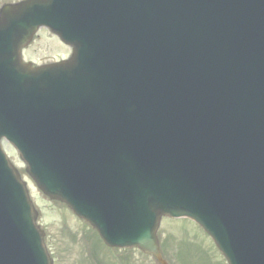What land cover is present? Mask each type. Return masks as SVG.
Segmentation results:
<instances>
[{"label":"water","instance_id":"1","mask_svg":"<svg viewBox=\"0 0 264 264\" xmlns=\"http://www.w3.org/2000/svg\"><path fill=\"white\" fill-rule=\"evenodd\" d=\"M203 3L205 0H94L91 7L88 0H36L0 24V39L4 37L0 50L6 46L12 52L11 62L18 76L30 79H23L25 89L15 87L1 94L0 138L4 136L18 149L27 164V172L47 195L67 202L94 225L107 242L138 245L155 253L160 261L153 232L160 216L188 215L206 226L193 204L179 207L176 204L186 193L188 200L201 205L216 164L191 154L195 147L191 150L189 144L183 151H173L175 142L170 137H161L159 141L168 151L162 150L159 154L155 151V155L148 157L150 151L148 153L143 143L155 117L141 114L147 103L145 97L134 105L140 110H133V106L130 110L115 109L107 121L124 125L99 130L96 137L89 129L68 126L88 123L95 113L83 105L86 96L74 92L83 85L79 74L84 73L76 69L77 62L74 60L71 66L31 69L20 63L18 53L41 25L72 43L75 51L86 46L85 42L72 38L70 32L78 35L88 31L93 37L92 29L99 22L91 13L94 5L103 20L114 28L109 31L112 39L116 36L129 40L128 36L120 34L124 26L132 33L138 32L145 46L144 57L138 56L154 64L153 61H159L158 55L165 59L167 49L174 46L171 41L177 29L193 30ZM134 47L130 46V52L136 56ZM14 81L18 82V77ZM140 120L149 125L135 128ZM104 132L109 133L105 136ZM174 134L175 130L171 129L169 135ZM75 136L80 137L86 148L80 156L71 148ZM54 147L63 152L66 168L63 161L57 165L52 160L51 153L58 154ZM139 155H147V158L137 161ZM71 183L76 186L69 188ZM197 188L199 193L194 194ZM128 192L127 200L136 204L129 214L124 210L128 202L119 198L121 193ZM147 209L151 211L143 227H139ZM113 211L114 216H111ZM34 217L24 184L0 149V264H50L41 235L33 225ZM218 221L223 220L214 219L212 225L219 226ZM229 230L224 242L216 238L230 264H239L242 251L237 254L232 245L246 239L259 240L241 227L232 225Z\"/></svg>","mask_w":264,"mask_h":264},{"label":"rangeland","instance_id":"2","mask_svg":"<svg viewBox=\"0 0 264 264\" xmlns=\"http://www.w3.org/2000/svg\"><path fill=\"white\" fill-rule=\"evenodd\" d=\"M23 51L24 58L29 59L34 64L64 58L69 54L68 48L47 30L39 31ZM2 148L11 162L18 168L22 179L27 183L30 197L38 211L39 224L46 233L45 242L48 249L50 247V251L53 250L52 254L56 258L57 264H89V262L90 264H99L102 262L101 259H103V264H125L124 257L126 254L124 252L105 246H100L104 254L102 258L97 238L93 237V234L87 230H82L81 235L69 233V226L63 219V209L57 203L49 201L39 191L32 179L25 173V166L17 153L4 140H2ZM70 224L71 220L69 221ZM162 224L159 229V239L161 240L163 253L165 252L164 255L170 264H180L175 257V245L177 246V253L180 255L177 257L183 264H224L216 250L209 246L210 242L205 239V234L193 223L183 219H173V221L167 219ZM84 233L87 234L84 235ZM166 237H168L170 244L167 242ZM200 237L204 238L201 239ZM185 249L189 252L188 256L183 255ZM130 257L131 264L135 256L130 255ZM142 264L144 263L142 262ZM146 264L155 263L148 257Z\"/></svg>","mask_w":264,"mask_h":264},{"label":"bare ground","instance_id":"3","mask_svg":"<svg viewBox=\"0 0 264 264\" xmlns=\"http://www.w3.org/2000/svg\"><path fill=\"white\" fill-rule=\"evenodd\" d=\"M233 68H234V67H233ZM233 71H234V69H233ZM234 73H235L234 75H237V71H236V69H235Z\"/></svg>","mask_w":264,"mask_h":264}]
</instances>
